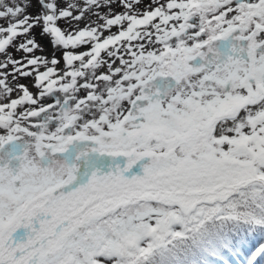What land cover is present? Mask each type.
I'll return each instance as SVG.
<instances>
[{
	"label": "snow or ice",
	"instance_id": "obj_1",
	"mask_svg": "<svg viewBox=\"0 0 264 264\" xmlns=\"http://www.w3.org/2000/svg\"><path fill=\"white\" fill-rule=\"evenodd\" d=\"M37 4L0 0V264H264V0Z\"/></svg>",
	"mask_w": 264,
	"mask_h": 264
},
{
	"label": "rangeland",
	"instance_id": "obj_2",
	"mask_svg": "<svg viewBox=\"0 0 264 264\" xmlns=\"http://www.w3.org/2000/svg\"><path fill=\"white\" fill-rule=\"evenodd\" d=\"M144 2L147 3V0H144ZM37 8H38L37 0H32V7H30L28 11H29V13H33V14H34V13H36ZM113 10H114L115 12H119V11H121L120 8L115 7V6H114ZM60 26H61L62 28H63V27H66V25H65L63 22L60 23ZM80 26L83 27V24H81ZM36 31L38 32L39 29H37ZM37 39L39 40V37H37ZM41 43H42V45L45 46V52H44V53H37V54H38V55H41V54H42V55H50V49L47 47V41H41ZM10 51H12V50L10 49ZM12 54H13V56H14L15 58H19V54H18V53H15V52L13 51ZM22 82H26V81H22Z\"/></svg>",
	"mask_w": 264,
	"mask_h": 264
},
{
	"label": "trees",
	"instance_id": "obj_3",
	"mask_svg": "<svg viewBox=\"0 0 264 264\" xmlns=\"http://www.w3.org/2000/svg\"><path fill=\"white\" fill-rule=\"evenodd\" d=\"M243 258V253H241V256H231V255H226L225 259L228 261V264H237L238 260H242Z\"/></svg>",
	"mask_w": 264,
	"mask_h": 264
}]
</instances>
